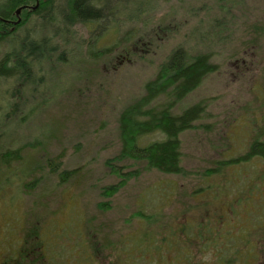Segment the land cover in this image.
Returning <instances> with one entry per match:
<instances>
[{
    "label": "rangeland",
    "instance_id": "1",
    "mask_svg": "<svg viewBox=\"0 0 264 264\" xmlns=\"http://www.w3.org/2000/svg\"><path fill=\"white\" fill-rule=\"evenodd\" d=\"M130 5L128 15L111 19L108 28L90 32L88 26L74 24L80 41L62 43L61 38L53 56L68 58L46 56L36 63L34 82L0 80V159L5 149L18 157L0 174V239L8 238L13 212L21 213L35 234L47 218L43 208L53 204L56 211L61 202L69 212L57 220L59 226L70 219L85 230V223L92 225L100 249L95 264H153L151 256L139 259L137 254L143 238L151 242L154 236L167 249L173 234L181 248L186 244L191 249V264H217L218 245L200 255L195 238L186 237L191 228L187 232L183 227L193 218V231L208 228L203 213L193 207L196 202L227 207L235 200L247 206L238 221L264 252V228L258 227L264 222V181L257 179L264 175V156L241 160L253 143L264 147V0H132ZM45 18L33 15L15 39L1 42L0 61L27 33L33 40L51 33L49 27L43 31ZM178 48L191 56L209 55L217 66L176 108L198 102L206 108L195 127L181 135L184 175L118 159L121 113L145 95L146 84ZM159 138L157 133L146 136L140 146ZM234 159L241 162L226 169ZM248 206L255 212L248 214ZM74 209L78 213L70 214ZM215 233L208 231L211 242ZM138 234L132 257L123 239Z\"/></svg>",
    "mask_w": 264,
    "mask_h": 264
},
{
    "label": "trees",
    "instance_id": "2",
    "mask_svg": "<svg viewBox=\"0 0 264 264\" xmlns=\"http://www.w3.org/2000/svg\"><path fill=\"white\" fill-rule=\"evenodd\" d=\"M24 1L35 3L36 0H0V17H9ZM39 1L40 5L35 14L43 15L44 18L47 14H50V19L46 17L44 24L41 26L44 27L43 31L49 27V32L51 33L45 34V37L39 40L31 39L28 37V33L21 40H15V43L13 42L14 46L16 42L20 46L12 49V52H8L0 61V80L2 78H14L21 82H34L35 75L32 68L36 63L43 59L45 62L46 56H49V60L57 58L64 61L68 58V56L64 55L53 56L60 48L61 38L63 40L62 43H70L76 39L80 41L77 32L73 29L74 24H84V26L90 28V32H92V29L97 30L99 26L108 28L111 19L113 20L117 17L119 19L125 18L128 15L127 11H129L127 7L132 8L133 6H127L132 0H128L126 4H124L125 0H63V4L59 2L60 0ZM124 9L126 10L125 14H123ZM119 12H121L120 15ZM52 13L53 15L51 16ZM11 37L15 39L17 36H12L9 31H6L3 36H0V43H8L7 40H11ZM56 38L58 39L57 42H55ZM90 46L95 48V43L91 41ZM216 67V65L211 63L209 55L191 56L183 48L174 50L164 62L159 74L146 84L145 95L135 100L121 113L120 129L123 148L118 159L129 158L135 161H143L148 168H154L166 174L184 175L181 135L195 127V123L202 118L206 108L201 102L180 108L178 112L176 108L181 101L203 83L209 74L216 70ZM161 97L163 102L157 103V100ZM12 105L15 109L17 102ZM155 133L160 135L159 139L148 143L146 146H140L141 139ZM10 152V149H5L2 152L0 174L4 173L2 166H11V161L18 158L15 153L9 155ZM262 155L264 156L263 145L255 142L247 156H244L245 158L241 160L247 161L248 158L252 159L255 156ZM237 161L238 159L230 160L226 169L230 165L237 164ZM217 166V168H214L215 171H219V163ZM129 175L131 174L128 172L126 177L129 178ZM257 179L264 181L262 172ZM124 182L125 180L122 181V183ZM224 187L227 188V186ZM0 190L2 189L0 188ZM112 193V190L106 191L108 196ZM206 193L210 192L206 191ZM189 205L193 204L190 203ZM217 206L219 207V202H196L193 207L198 208L200 214L203 213L202 218L206 220L209 226L204 232H201V229L195 232L192 230L193 222H191V225L186 222L187 224H184L183 229L190 232L189 227L191 228V234L200 247V255H204L205 251L211 249L210 247L215 244L216 246L218 245L217 249H215L219 257L217 264L219 259L227 264H237V258L245 257L246 254L251 253L252 249L257 247L256 242L251 238V230L246 228V231L245 226L238 221L240 219L238 215L234 216V221L230 218L229 220L225 218V222L220 225ZM251 207L248 209V211H251L250 214L255 212V207ZM186 209L191 210V206H187ZM258 224V227L264 228L263 221ZM208 231H217L215 239H211L212 242L208 239ZM35 234L38 233L36 232ZM136 237L130 236L124 239L128 243L134 244L130 245L129 248L127 247V249L134 248V239ZM148 242L147 238H143L144 244ZM94 249L95 252L100 250L99 247L96 248L95 243ZM228 253H232L233 258L230 255V258H228ZM192 256L193 254H191ZM220 264H222L221 261Z\"/></svg>",
    "mask_w": 264,
    "mask_h": 264
},
{
    "label": "flooded vegetation",
    "instance_id": "3",
    "mask_svg": "<svg viewBox=\"0 0 264 264\" xmlns=\"http://www.w3.org/2000/svg\"><path fill=\"white\" fill-rule=\"evenodd\" d=\"M39 5V0H36L35 3L24 1L9 17H0V36H3L6 31H9L12 36L19 35L20 30L28 24ZM19 8L22 9L17 14ZM19 18L20 22L16 24L15 22ZM60 203L56 211L53 210V204L43 208L45 210L44 215L47 218L42 221L41 228L36 231L38 234H31L25 217L22 216L21 221V213L13 212L14 217L7 220L8 238L3 239L1 237L0 239V264H75L76 262L79 264H95L97 258L94 249L95 236L90 231L92 229L90 223H85L88 224L87 230L83 225H73V221L70 222L71 219L59 226L57 220L69 212L64 210V204L61 206ZM250 208L252 207L248 206V209ZM217 209H219V224L222 225L225 218L234 221V216L238 215L241 209H247V206H238L236 202H233L227 207L219 205ZM72 211L74 214L78 213L77 209H74L70 211V214ZM250 212L248 211V214ZM192 220L194 221L193 218H187L185 221L191 225ZM83 227L84 231H82ZM1 232L2 229L0 228ZM140 235L142 234H138L137 237ZM173 235L175 236L173 239H168L167 249L163 248V245H160L159 240L154 236H152L151 242L142 243L143 248L137 250V254L140 255L139 259L149 255L151 256L150 261L153 260V264H191V249L186 244L181 248L182 243L179 241L178 236ZM186 237L191 240L192 234H187ZM81 239L85 241L83 244L80 243ZM184 241L186 243L185 239ZM125 244L134 245L126 241ZM144 245L148 246L149 249H145ZM173 245L177 248L172 249ZM67 247H70V254L65 257L64 250ZM183 249L186 250L185 254L180 252ZM130 250L132 249H127L128 254L133 257L134 253ZM162 251H166L168 255L166 257L160 256ZM220 261L222 264H227L221 259H219V264ZM236 261L237 264H264V252L255 247L251 253L246 254L245 257L237 258ZM107 263L111 264L108 261ZM134 263L131 262L130 264Z\"/></svg>",
    "mask_w": 264,
    "mask_h": 264
},
{
    "label": "water",
    "instance_id": "4",
    "mask_svg": "<svg viewBox=\"0 0 264 264\" xmlns=\"http://www.w3.org/2000/svg\"><path fill=\"white\" fill-rule=\"evenodd\" d=\"M21 9H22V8H19V9L17 10V14H19V12L21 11ZM19 22H20V18H19L15 23L17 24V23H19Z\"/></svg>",
    "mask_w": 264,
    "mask_h": 264
}]
</instances>
